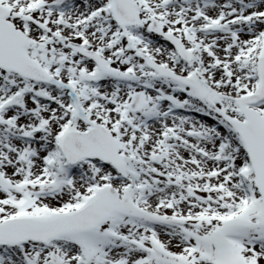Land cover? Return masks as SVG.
Masks as SVG:
<instances>
[{
    "label": "snow or ice",
    "instance_id": "snow-or-ice-1",
    "mask_svg": "<svg viewBox=\"0 0 264 264\" xmlns=\"http://www.w3.org/2000/svg\"><path fill=\"white\" fill-rule=\"evenodd\" d=\"M0 264H264V0H0Z\"/></svg>",
    "mask_w": 264,
    "mask_h": 264
}]
</instances>
